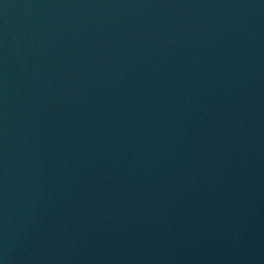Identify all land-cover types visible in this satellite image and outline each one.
I'll use <instances>...</instances> for the list:
<instances>
[{
	"label": "water",
	"instance_id": "1",
	"mask_svg": "<svg viewBox=\"0 0 264 264\" xmlns=\"http://www.w3.org/2000/svg\"><path fill=\"white\" fill-rule=\"evenodd\" d=\"M0 264H264V0H0Z\"/></svg>",
	"mask_w": 264,
	"mask_h": 264
}]
</instances>
